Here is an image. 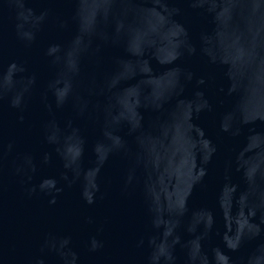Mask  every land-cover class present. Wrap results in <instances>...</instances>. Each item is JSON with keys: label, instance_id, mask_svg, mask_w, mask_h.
I'll use <instances>...</instances> for the list:
<instances>
[{"label": "water", "instance_id": "1", "mask_svg": "<svg viewBox=\"0 0 264 264\" xmlns=\"http://www.w3.org/2000/svg\"><path fill=\"white\" fill-rule=\"evenodd\" d=\"M0 264H264V0H0Z\"/></svg>", "mask_w": 264, "mask_h": 264}]
</instances>
